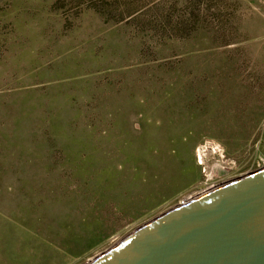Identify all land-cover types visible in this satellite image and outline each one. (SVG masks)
<instances>
[{
    "label": "rangeland",
    "instance_id": "374dc122",
    "mask_svg": "<svg viewBox=\"0 0 264 264\" xmlns=\"http://www.w3.org/2000/svg\"><path fill=\"white\" fill-rule=\"evenodd\" d=\"M263 146L264 0H0V264H86Z\"/></svg>",
    "mask_w": 264,
    "mask_h": 264
},
{
    "label": "water",
    "instance_id": "95a60500",
    "mask_svg": "<svg viewBox=\"0 0 264 264\" xmlns=\"http://www.w3.org/2000/svg\"><path fill=\"white\" fill-rule=\"evenodd\" d=\"M86 264H264V168L181 202Z\"/></svg>",
    "mask_w": 264,
    "mask_h": 264
},
{
    "label": "built area",
    "instance_id": "2783aa9c",
    "mask_svg": "<svg viewBox=\"0 0 264 264\" xmlns=\"http://www.w3.org/2000/svg\"><path fill=\"white\" fill-rule=\"evenodd\" d=\"M198 147H201L207 151L211 150V153L208 152V154L206 155V158L204 159V165H202L204 168H207L208 169V166L206 165L210 160H213V162H210L212 163L211 166L213 168H216L219 166V163H225L226 161L224 160V155H223V150L219 147V145L211 142L210 140H204L201 144L198 145ZM196 147L195 150L198 148ZM255 148L256 150H259L260 148H262L261 146V142L260 141H257L255 143ZM263 149H264V146H263ZM216 158V159H215ZM264 161V160H263ZM264 164V162H263ZM200 166V165H198ZM203 168V169H204ZM205 171V170H203Z\"/></svg>",
    "mask_w": 264,
    "mask_h": 264
},
{
    "label": "bare ground",
    "instance_id": "6f19581e",
    "mask_svg": "<svg viewBox=\"0 0 264 264\" xmlns=\"http://www.w3.org/2000/svg\"><path fill=\"white\" fill-rule=\"evenodd\" d=\"M208 152H210L211 153V150H209V151H207V150H205V149H203V148H201V147H198L197 148V150H196V153L198 154V160H197V164L198 165H201L202 163H203V161H204V158H206V155L208 154ZM225 184V183H224ZM223 184V185H224ZM222 185V186H223ZM222 186H220V187H222ZM220 187H218V188H220ZM218 188H216V189H218ZM206 194H204V195H202V196H205ZM202 196H196V197H193V198H190L189 200H192V199H194V198H199V197H202ZM185 203V202H184Z\"/></svg>",
    "mask_w": 264,
    "mask_h": 264
}]
</instances>
